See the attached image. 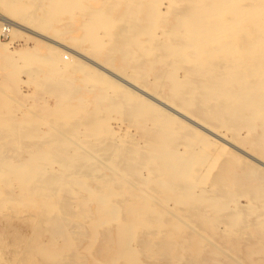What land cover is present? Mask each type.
<instances>
[{"label": "bare ground", "instance_id": "1", "mask_svg": "<svg viewBox=\"0 0 264 264\" xmlns=\"http://www.w3.org/2000/svg\"><path fill=\"white\" fill-rule=\"evenodd\" d=\"M3 1L0 32L11 38L0 42L2 58H38L52 73L76 69L100 85L87 107L83 95L72 97L75 82L64 80L44 115H32L33 105L26 109L32 114L14 116L0 96V210L44 221L49 238L33 250L46 264H220L223 257L246 264L253 254L264 264V0H129L119 14L88 8L82 36L103 48L117 44L115 34L128 35L129 47L119 38L114 51L133 61L131 74L20 21L43 29L74 8L84 14L82 0H47V8L44 0L37 7ZM167 12L174 21L160 26ZM22 32L44 38L46 53L37 57L36 45L10 50ZM42 78L34 83L49 76ZM111 112L127 124L111 125ZM240 197L245 207L223 215ZM99 231L104 254L84 262ZM206 243L208 259L201 255Z\"/></svg>", "mask_w": 264, "mask_h": 264}, {"label": "rangeland", "instance_id": "2", "mask_svg": "<svg viewBox=\"0 0 264 264\" xmlns=\"http://www.w3.org/2000/svg\"><path fill=\"white\" fill-rule=\"evenodd\" d=\"M36 1H37V3H36ZM38 1L39 0H33V3H35V4H33L34 7L39 6ZM114 1L115 2L112 1L113 4H111V3H109L108 0H82L83 4L85 3V5H83V6H87L84 14H83V12H81L80 9L76 8V10H75V8H74L72 10L73 13H72V11H70L71 14L68 13L69 11L67 13L64 12V14L62 13L58 17L59 18V21H52L49 24L44 25V27L43 26H40V27H43V29L42 28L41 29L37 28L31 21L29 23L26 20H23L21 18H20V21L22 23H24V24L26 22V24H28V26L31 25L30 26L31 28H34L37 31H39V32H41V33H43V34H45L47 36H51V37L55 38L56 40H58L59 42L61 41L62 43L67 44L70 47H73V49H76L77 48L78 51H80V52H82V53H84L86 55L92 56V58L94 60L100 62L101 64H108V65L110 64V66L112 64L114 66V68L115 67L118 68L117 71H119V69L120 70L122 69L125 72L127 71L128 74H131L130 73V71H131L130 70V67L132 65H130V63L132 64L133 61L128 60V59L126 60V58L124 56H122L120 54V52L118 53V51H114V50H117L116 49V46H115L116 43L113 45V44H110L111 41L109 42V41L106 40L107 43L109 42V44H110L109 46L106 43V45L103 46V48H101L102 45L101 46H96L97 47L96 48V47H93L94 45H91V43L88 42V40H87L88 37L87 36L86 37L85 36H82V33H81L82 32V29H81V26L80 25H81V22L83 21L84 16H86V13H88V11H87L88 8L89 9H91V8L94 9V8H97L98 7L99 9H105V8L111 6L110 8L113 10L112 11L113 14H119V13L125 11V8L127 7V5H129V0H125V1L124 0H114ZM116 1H118V3ZM166 1L167 0H163V1L161 0V3H162L161 5H164V2H166ZM0 2H1L0 3V11L6 14V12L3 11V10H5V8L3 6L4 5L3 3H5V2L3 0H0ZM106 4H108V5H106ZM47 7H48L47 6V0H46V2L44 0L43 8H47ZM114 7H116V8H114ZM8 16L16 19V17H14L12 15H9L8 14ZM165 16H168V17H165ZM165 16H164L165 18L163 20L161 18L158 20L157 23L160 26H167V25H171L173 23V21H174V18H172L173 15L168 14V12H167V15L165 14ZM24 19H27V18H24ZM27 20L29 21V19H27ZM71 20H72V22H71ZM49 25H51V26H49ZM45 26H47V27H45ZM114 30H115V32H114V34H115V33H118L117 31L119 29L116 28ZM28 33L27 32L26 33H23L22 32L21 33L22 35L21 34L19 35V33H17L19 36L15 35V37L13 38V40H11V42H10L11 44L9 43L8 48L11 50V48L12 49H17V48L19 49L20 47L21 48L22 47L23 48H25V47L28 48V47H33L34 45H36V51H37V54L36 55H38V53H39V55L37 57H39L41 55H44L46 53V49H47L46 48V45H45L46 43L45 44L43 43V42H46V41H44L45 39L42 38L41 36H39L38 34H35L34 32L33 33L32 32H28ZM57 34H58V36H57ZM35 35L37 36V38H36ZM115 35L118 38V39L116 38L117 40L115 41V42H117V44H116L117 45V48L119 47V45H121L122 39H123V41H122V45L121 46L122 47H129V45H127L124 42V41H127L128 40V38H129L128 35H126V34L125 35L124 34L123 35L118 34V36H117V34H115ZM10 38H11V36H9V34H7V33L4 34L3 31L0 32V42H8L10 40ZM34 38L39 41V42L36 41V42H38V44L35 43V39ZM76 38H78V39H76ZM119 38L121 39V41L119 40ZM123 42L125 43V46H123L124 45ZM40 43H41V45H40ZM103 49H105V50H103ZM108 50H109V52H113V53H111V54L108 53L107 52ZM0 59H2V60H0V73H1L0 74V89H1L0 92L1 93L4 92L3 94H0V96H4V100H6V98L8 97V100H6V101L9 103V104H7V102H5L3 100V104H4L3 106H5L3 109L7 108L6 106H9L11 104V106H9L10 108H8L6 111H8L10 109L9 110V113L14 114V116H16V115H20V116L23 115L24 116V114L26 115V112L28 114H30V113L32 114V112L29 111V110H32L31 107L33 105L34 106H37V107H34L35 109L32 110V111L35 112V113L33 112L32 115H34V114H39V115L40 114H43L44 115L47 112V110L45 109V108H47V106L52 105V104L54 105L55 103L58 102V99H57L58 96H59L58 95L59 94L58 91L61 88L60 87L61 86V83L62 82H65V81H66L65 83L69 87H71L70 85H72V83L75 82L72 85V87H73V93H71L73 95L72 97L74 99L75 98H77V99L78 98H81L82 99V97L84 96L86 101L84 99H82V101H84L85 103L84 102L83 103L86 104V105L87 104L88 105H91V103L94 102L93 101V99H94L93 97L95 96L96 92L100 88V85H98L97 83H94V84L91 83L90 82L91 80L90 81L87 80V82H86L83 79V76L81 74V71L78 72V70H76V69H75L76 71L74 70V72H72L73 70H71L70 72L66 71L67 73L66 72H61V73L57 74V72H53L54 73L53 74L51 72V69L48 68L47 64L42 63L41 60L39 61L38 58H35V61L32 58V60H30L32 62L29 61V63H27L28 61H24V60H21V59H17V61L15 60V61H13V63L11 62V64H9V62H7L4 58H2L1 55H0ZM20 60H21V62H20ZM22 61H24V62L22 63ZM14 63H16L15 65H17V67L13 65ZM6 64H8V66ZM126 65H128V66L126 67ZM24 69H26V70H24ZM12 71H14V72H12ZM45 71H47V72H45ZM50 72H51V74H49ZM11 73H14V74H11ZM70 73H73V75L72 74L70 75ZM10 74H11L12 77L10 76ZM30 74H32V75H30ZM45 74L47 76H49V79H48V82L49 83L45 79V82L43 83L44 85L41 84L42 86H40L38 84H35L36 81L38 79L44 77ZM65 74L70 75V76H66ZM29 75H30V77H28ZM50 76H51V80H50ZM71 76H73V77L71 78ZM76 76H79V77L81 76V77L78 78ZM63 77L66 78V79H64ZM59 78H61L59 80L60 82L57 81ZM14 79H15V81L12 82V80H14ZM68 79H70V81ZM81 79H82V81H81ZM8 81L10 82L9 84L7 83ZM52 81H57L56 83H58V84H56L55 82L52 83ZM85 82L88 83V84L90 83L88 85V87H87V84H85L86 86L84 85ZM68 83H70V85ZM8 85H10V87H8ZM55 85L56 86H59L58 87L59 89L57 87L54 88ZM75 85H77V86H75ZM79 85H80V88H79ZM84 86L87 87V88H84ZM44 87H46V88L44 89ZM74 87L76 89H74ZM91 87L93 89L94 88L95 89L93 90ZM97 87H99V88L97 89ZM87 89H89V91ZM74 90L77 91V92L74 93ZM94 91H95V93H93ZM26 92H28V94L30 96L28 94H26ZM23 93L26 94L25 97L26 96H28V97L25 98ZM5 94H7V95H5ZM21 94H23V95H21ZM81 95H83V96H81ZM12 96H15V98L12 97ZM72 97L67 95L65 100H71L72 99V101H73L74 99ZM23 99H25V100H23ZM74 101H76V100H74ZM31 102H33V103H31ZM39 105H40V108L38 107ZM44 105H45V107H44ZM88 105H87V107H88ZM11 108H12V111H11ZM28 108H29V110H26ZM38 108H39V110H38ZM42 109L45 111V113H44V111ZM16 110H18V111H16ZM37 110H38V112H37ZM41 111H43V113ZM23 112H24V114H23ZM112 113L113 112H111L109 114V119H108V121L110 122L111 125L116 124L115 122H117V121L120 122V123H122L123 125L124 124H127V121H125L126 119H123V117L125 118V116L121 112H119V113L117 112L118 114H120L118 116L115 115L117 113H114V114H112ZM111 115L112 116L115 115V117L116 116L117 117L120 116L121 117V120L123 119L124 121L123 120L121 121L118 118H116V119L115 118H112ZM110 119H112V120H110ZM131 131H132V133L135 132L134 129H131ZM121 133L122 132H120L119 134H121ZM122 135H123V133H122ZM65 198L71 199L72 197L69 196V198H68V195H67V196H65ZM171 204L173 205V202H171L170 205ZM234 204H235V206H234ZM234 204H232V205H226L223 208V210H222V214L225 215V214H228L230 212H235V210L238 209V208H244L245 207L244 206V204H245L244 197H240L239 200H238V202L237 203H234ZM10 211L8 209H6V208H3V209L0 210V264H5V263L6 264H44V263L46 264L47 263V260H45L46 258L43 255L39 254V251H37V249H34L33 250V248H34V244L37 243V245H38V241L39 240H40L39 241L40 243L41 242L42 243H45L46 242L45 240H47L49 238V232H48L49 231V228L46 227L47 230L45 229V226L46 225L44 226L45 223H44L43 220L40 222V221H36V218H34L35 220L32 221L33 218H31L30 215H29L30 218H28L27 217L28 214L26 213V211L23 212V213H20V214L19 213H14L12 210H10ZM30 219H32V220H30ZM252 219H253L252 213L249 212V211L246 212L245 213V220L250 222V221H252ZM36 222H37V224H38V222L40 223V225L38 224L39 228H37L38 226H37ZM217 226H218L217 227L218 230H223L224 229V223H222V222H218V225ZM42 227H43V229H42ZM109 228H110V231L112 233L113 232V227L111 226ZM39 229L40 230L42 229V230L39 231ZM78 229H80V232H84L83 231L84 230L83 228L80 227ZM34 230H36V231H34ZM37 233H39V234H37ZM34 234L35 235L37 234L36 237H35ZM36 238H38V239L36 240ZM212 242L217 243L218 241L216 242L215 240H212ZM219 242H220V240H219ZM92 244L93 245H92L91 250H90V252H91L90 256H87L85 258L86 255L83 256L82 254H80L81 256H83V258H85V261L84 262H90L92 260V258L97 257L98 255L104 254L103 253V247L105 245V233L103 231H99L97 233L96 238L94 239V242ZM220 244H224V243L223 242H220ZM220 244H218V245H220ZM232 244H234V241H233ZM239 244H241V245H239ZM37 245H35V248H37ZM238 245L240 246V248H239L240 251L237 252V255L240 258H242L246 254V251H247L246 250V245L243 242L242 243L241 242L238 243ZM204 248L205 249L201 253V255L208 259L209 257H211V254L209 253V243H206V245H205ZM80 250L81 249H79V251ZM223 254L225 256V253H223ZM40 256L41 257L43 256L44 257V260H42L43 257L41 258ZM262 257H263V255L261 256L260 254H258V255L257 254L254 255L253 254L251 256V259H253V260L251 262H250V260H248V262H245V263L246 264L247 263L248 264H252V262L254 261V262H256V264H258L257 262H261L260 264H262L263 263V258ZM146 260L149 261L148 258ZM220 264H231L230 263V258H224L223 257V259L221 260V263Z\"/></svg>", "mask_w": 264, "mask_h": 264}]
</instances>
